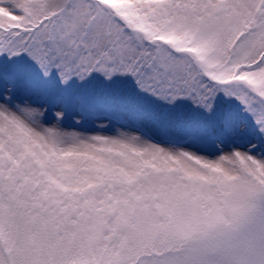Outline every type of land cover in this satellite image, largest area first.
<instances>
[{"label":"snow or ice","instance_id":"1","mask_svg":"<svg viewBox=\"0 0 264 264\" xmlns=\"http://www.w3.org/2000/svg\"><path fill=\"white\" fill-rule=\"evenodd\" d=\"M0 264H264V0H0Z\"/></svg>","mask_w":264,"mask_h":264}]
</instances>
